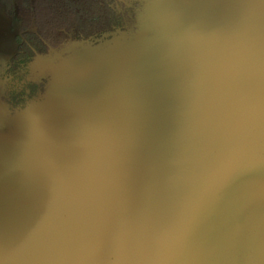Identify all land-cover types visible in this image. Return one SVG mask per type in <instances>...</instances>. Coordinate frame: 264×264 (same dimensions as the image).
I'll return each mask as SVG.
<instances>
[{
  "label": "water",
  "instance_id": "obj_1",
  "mask_svg": "<svg viewBox=\"0 0 264 264\" xmlns=\"http://www.w3.org/2000/svg\"><path fill=\"white\" fill-rule=\"evenodd\" d=\"M178 8L174 22L143 32L136 56L98 70L66 65L42 103L1 121L0 173L13 201L0 211V264H223L227 228L240 248L232 264H264V139L255 142L264 138V0ZM126 72L143 99L130 87L120 108L108 94ZM59 116L83 117L94 137L64 135L56 166ZM47 185L58 191L45 198ZM24 209L10 241L3 221Z\"/></svg>",
  "mask_w": 264,
  "mask_h": 264
},
{
  "label": "rangeland",
  "instance_id": "obj_2",
  "mask_svg": "<svg viewBox=\"0 0 264 264\" xmlns=\"http://www.w3.org/2000/svg\"><path fill=\"white\" fill-rule=\"evenodd\" d=\"M118 7L127 11V19L122 26L114 27L112 30L101 33L97 36L79 38L68 41L60 48H50L46 57L39 56L32 63L19 66L12 69L8 66V59L16 49L13 40V35L17 30L16 23L10 24L4 14L0 11V125L1 121L15 123L23 112L29 108L38 106L42 103L43 95L30 96L28 94V83L30 80H38L41 77V72H44V65L51 64L60 65L63 60L67 61L73 69L78 70L79 67H89L91 69H103L108 67H117L120 61L130 55H137V51L144 44V35L151 33L152 29L160 28L168 23V21L176 20L179 8V0H116ZM121 4V5H120ZM193 28V27H192ZM152 34H154L152 32ZM144 50V49H143ZM117 51L114 54L110 52ZM115 55V56H114ZM118 57V58H117ZM121 57V58H120ZM120 58V59H119ZM36 59V58H35ZM132 60V57H131ZM125 61V60H124ZM46 74V73H45ZM140 79L134 74L126 72L120 79L118 84H113L109 90V96L112 98L113 92L117 93L115 102L123 108L129 103L128 92H131L134 87L133 95L136 99H143L141 94V87L134 86L135 81ZM50 80H48V83ZM47 83V84H48ZM124 83H127L123 85ZM127 85L129 90L127 89ZM19 117V118H18ZM144 118V116H142ZM141 117V118H142ZM161 117V116H160ZM135 117H130L132 121ZM163 118V117H162ZM138 120L135 118L133 121ZM144 123V119H141ZM11 125V124H10ZM0 126V128H1ZM4 129H8L4 126ZM258 139V140H257ZM255 139L256 145L263 141L264 138ZM264 143V141H263ZM162 157V154L159 153ZM259 156V155H258ZM264 173V171H261ZM2 172L0 173V211L7 213L6 209L8 203L13 201V195L8 191V185L4 183L6 179L2 180ZM8 188V189H7ZM18 199L16 198V201ZM25 209L19 211L14 216V220L10 222L3 221V229L8 234V239L12 241L15 236L19 237V230L17 225L21 223L22 219L28 214ZM2 223L0 221V227ZM238 234L232 229L227 228L224 232L219 246L224 247L223 264H232L236 260L239 243L237 242ZM0 245H5V239L0 241ZM10 246V245H9ZM11 263V257L7 258Z\"/></svg>",
  "mask_w": 264,
  "mask_h": 264
},
{
  "label": "trees",
  "instance_id": "obj_3",
  "mask_svg": "<svg viewBox=\"0 0 264 264\" xmlns=\"http://www.w3.org/2000/svg\"><path fill=\"white\" fill-rule=\"evenodd\" d=\"M0 11L10 24L17 25L16 49L8 59L12 69L38 55L46 57L50 48L100 35L128 20L127 11L116 0H0ZM39 85L42 91L44 85ZM28 86L33 94L36 88L32 83Z\"/></svg>",
  "mask_w": 264,
  "mask_h": 264
},
{
  "label": "flooded vegetation",
  "instance_id": "obj_4",
  "mask_svg": "<svg viewBox=\"0 0 264 264\" xmlns=\"http://www.w3.org/2000/svg\"><path fill=\"white\" fill-rule=\"evenodd\" d=\"M44 69H45V71L44 72H41L42 73L41 74V77L38 80H30L29 81V83H32L34 85V87L36 88V90H35V92L33 94H29L30 88L28 86V94L30 96L38 95V94L42 93L43 91H45V89H47V87H48L47 86V83H48V80H51L52 79V76H51L52 73H50V70L49 69L45 68V65H44ZM40 82H42L43 85H44V89L42 91H41V88L42 87L39 85ZM55 92H57V91H55ZM47 106H46V103H45L42 106L41 109L43 110ZM74 106H78V104L77 105H74ZM82 118L83 117H81V116H79V117H77V116L74 117L73 116V117H71L69 119H66L64 116H59L58 122H56L57 123L56 127L59 129L58 130L57 141L59 142V140H60V142H59L60 143V147L59 146H58V148L57 147H53V155H54V157H56V164H55L56 166L60 164L59 162H63V160L65 159L63 157L62 153L59 151V150H62L63 151V148L65 147L63 145V143H64L63 140L65 139L64 135H69V136H71L73 138L76 137L78 139V140L77 139L76 140L80 142L81 139L83 138V134H85V133L91 134L90 129L88 127H86L85 125H83L84 124L83 122H85V121ZM67 130H69V131H67ZM91 136L94 137L93 134H91ZM62 146H63V148H62ZM64 149L66 150L67 147H65ZM125 158H127V157H125ZM130 158H132V156H128L127 159L129 160ZM53 161H54V159H53ZM123 163L125 164L124 161H123ZM34 164L38 165V163H34ZM39 165H40V163H39ZM54 176L56 177V175H54ZM132 177H133V175H132ZM61 188L62 187H60V186L58 187L59 190ZM46 189H47V191H46V194L47 195L44 196L45 198L50 197L49 196L50 194L54 195L58 191L56 188L53 189L52 186H48V185L46 186L45 190ZM49 189H51V190H49ZM45 198H43V200H38L37 203H36V206L38 205L39 208H40L41 206H43V204H46V201H44ZM54 211L55 212H58L59 209L58 208L57 209L55 208ZM38 216H39V225H45L46 226V224L50 222L49 221V217L47 216V211L46 210H42L41 213L39 211V215Z\"/></svg>",
  "mask_w": 264,
  "mask_h": 264
},
{
  "label": "bare ground",
  "instance_id": "obj_5",
  "mask_svg": "<svg viewBox=\"0 0 264 264\" xmlns=\"http://www.w3.org/2000/svg\"><path fill=\"white\" fill-rule=\"evenodd\" d=\"M66 65L67 66H69L68 64H67V61L66 60H63V62L60 64V65H55V64H51L50 63V65L49 66H46V68L48 69V67H50L49 69H51L50 70V72L51 73H58V72H60L61 70H63L65 67H66Z\"/></svg>",
  "mask_w": 264,
  "mask_h": 264
}]
</instances>
